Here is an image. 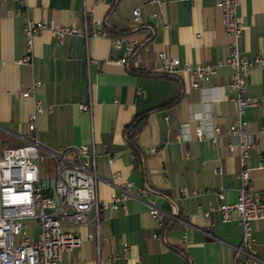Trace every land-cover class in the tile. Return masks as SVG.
<instances>
[{
    "label": "crops",
    "instance_id": "obj_1",
    "mask_svg": "<svg viewBox=\"0 0 264 264\" xmlns=\"http://www.w3.org/2000/svg\"><path fill=\"white\" fill-rule=\"evenodd\" d=\"M212 4L211 0H168L161 5L151 0H0V148L24 142L28 116L37 101L45 108L32 120L31 135L38 145L58 150L91 141L96 197L103 202L110 193L127 196L122 207L102 213L104 227L96 247L82 238L84 228L63 224L82 241L64 252L58 264L231 263V245L240 236L236 220L231 213L227 222L221 221L216 211L208 210L216 202L212 190L221 189L223 202H231L238 187L235 153L225 147L236 137L223 132L236 113L225 87L230 69L214 66L206 81L193 89L189 73L166 76L157 71L154 58L156 51H162L191 66L223 58L229 38ZM133 7L138 9L136 23L130 18ZM21 11L34 20L67 25H79L82 14L89 12L98 19L95 27L119 41L112 45L103 36L69 35L55 44L42 30L31 39L28 63L15 64L24 51ZM235 13L241 27L235 40L238 52L246 58L264 54V0H239ZM130 42L133 48L125 54ZM33 80L37 85L22 97ZM246 82L242 94L257 101L241 113L250 144L249 192L254 195L264 192V65H250ZM175 94L172 104L145 116L134 138L142 157L134 163L120 134L122 125L134 113ZM87 95L92 102L89 111L78 110L76 105ZM197 126L201 136L195 139ZM214 127L215 140L209 143L207 136ZM127 155L132 156L129 170L123 161ZM258 162L263 165L257 167ZM215 167L217 174L211 172ZM144 184L149 192L141 200L133 194ZM145 201L159 210L158 221L147 214ZM250 229L253 257L264 264V218L251 221Z\"/></svg>",
    "mask_w": 264,
    "mask_h": 264
},
{
    "label": "built area",
    "instance_id": "obj_2",
    "mask_svg": "<svg viewBox=\"0 0 264 264\" xmlns=\"http://www.w3.org/2000/svg\"><path fill=\"white\" fill-rule=\"evenodd\" d=\"M161 5L168 0H151ZM177 1V0H176ZM191 1V0H185ZM212 5L218 10L219 22L223 32L229 40L226 44L225 56L214 63H199L191 66L184 61L178 62L176 57L165 55L162 51H156L157 71L164 75H173L187 72L191 75L193 89L206 81L208 75L214 72V66L221 64L230 69L228 81L225 85L228 90L227 100L232 101L236 113L234 119L226 126L223 132L236 137L233 143H227L226 149L235 153L237 160L238 187L233 201L223 202L221 189L212 190L215 204L210 211H216L221 221L227 222L230 214L238 225L240 236L234 245H231L230 264H258L253 257L254 240L250 229V222L264 218V192L251 195L249 192V166L246 164L250 152L249 139L244 131L245 123L241 119L243 108L254 106L257 101L253 97L242 94L246 85L249 66L264 65V54L246 58L238 52L235 44L241 27L237 21L235 8L239 0H211ZM21 14L22 54L14 63H28L31 49V39L37 32L46 30L52 36L55 44H60L65 36L76 35L81 38L86 36L107 37L112 45L119 41L117 37L108 36L103 29L95 27L98 19H93L89 12L83 13L79 25L58 24L51 20H34ZM131 21L137 22L138 9H130ZM89 25V26H88ZM133 48V43L125 45L124 52L128 53ZM38 81L30 82L28 88L20 93L22 97L29 96L32 88ZM137 93V91H136ZM33 111L28 116L26 129L29 132L27 138L19 146L0 148V264H58L64 252L70 251L82 241L81 237L73 231L64 228L65 225L80 226L85 229L83 239L93 241L95 247L100 241V229L104 227L102 213L106 209L116 210L123 206L127 198L124 193L109 194V199L100 202L95 194L96 170L95 152L91 141L87 144L80 143L74 146L60 149H43L36 142L32 134V120L34 114L45 109L42 104L35 101ZM92 102L85 98L84 103H78L77 109L83 112L89 111ZM214 133L207 136L208 142L215 140L217 128ZM195 139L201 136V130L197 126L193 129ZM147 151L151 152L149 148ZM52 159L53 180L51 186H44L38 181V166L43 159ZM257 167L263 165L257 163ZM212 173L219 172L218 167L212 168ZM181 190V188L179 189ZM149 192V187H139L133 196L144 198ZM195 194L199 190L193 191ZM147 214L158 221V209L148 201H145ZM207 210L201 211L206 216ZM31 219L35 230L32 237L22 236L23 220ZM152 236H155L153 233ZM106 237V236H105ZM104 237V238H105ZM184 236L180 238L182 241ZM125 246H121L122 254Z\"/></svg>",
    "mask_w": 264,
    "mask_h": 264
},
{
    "label": "trees",
    "instance_id": "obj_3",
    "mask_svg": "<svg viewBox=\"0 0 264 264\" xmlns=\"http://www.w3.org/2000/svg\"><path fill=\"white\" fill-rule=\"evenodd\" d=\"M112 4V3H111ZM110 4V5H111ZM139 73H143V74H151L150 72H139ZM177 100V94L171 96L170 98H168V101H164L156 106H154L153 108L149 107L143 111H141V113H134L129 120L127 121V123L124 125H122V129L120 130V134L121 137L123 139V142L126 143V147L129 148V151L131 153V155H133V161L134 163H137L141 160L142 155H140L138 149L135 146V135L137 133L138 130H141V126L143 125L144 122V118L145 116L148 114V112H152L155 109H158L162 106H168L170 104H172L174 101Z\"/></svg>",
    "mask_w": 264,
    "mask_h": 264
},
{
    "label": "rangeland",
    "instance_id": "obj_4",
    "mask_svg": "<svg viewBox=\"0 0 264 264\" xmlns=\"http://www.w3.org/2000/svg\"><path fill=\"white\" fill-rule=\"evenodd\" d=\"M38 181L40 184H43L44 186H51L52 180H53V170H52V159L47 158L41 160L39 166H38ZM24 223V229L22 232V236L32 237L35 230L34 222L31 219L23 220Z\"/></svg>",
    "mask_w": 264,
    "mask_h": 264
},
{
    "label": "water",
    "instance_id": "obj_5",
    "mask_svg": "<svg viewBox=\"0 0 264 264\" xmlns=\"http://www.w3.org/2000/svg\"><path fill=\"white\" fill-rule=\"evenodd\" d=\"M131 155H127L123 158L124 161V166L127 170H129L131 168Z\"/></svg>",
    "mask_w": 264,
    "mask_h": 264
}]
</instances>
